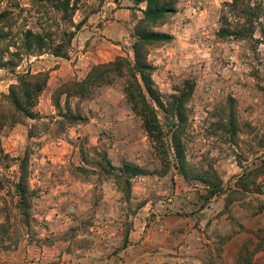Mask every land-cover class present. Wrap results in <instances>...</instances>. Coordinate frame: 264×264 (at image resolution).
Segmentation results:
<instances>
[{
  "label": "rangeland",
  "instance_id": "rangeland-1",
  "mask_svg": "<svg viewBox=\"0 0 264 264\" xmlns=\"http://www.w3.org/2000/svg\"><path fill=\"white\" fill-rule=\"evenodd\" d=\"M18 1L32 7L31 0ZM230 1L177 0V11L154 27L172 39L151 46L148 55L155 66L156 87L165 98L178 93L185 80L195 84L183 139L191 169H214L222 179L223 191L210 198V186L184 179L171 149L166 162L156 154L123 91L124 78L101 87L93 99L69 97L72 111H79L84 121L66 128L58 123L62 118L53 92L65 81L84 79L91 68L87 73L78 68L61 80L60 73L52 71L59 70L64 60L76 63L77 53L102 59L97 52L101 42L107 51L112 44L123 45L112 60L119 55L132 59L134 27L146 3L134 8L131 0H81L73 19L84 22L67 58L46 53L24 60L15 72L0 68V105L2 93H8L17 75L32 69L33 63L34 70L50 71L36 106L40 117L27 118L2 133L11 160L0 170V221L9 216L13 238L6 247L0 245V264H235L246 229L264 227V210L256 214L258 199L264 200V173L258 180L261 190L254 187L242 198L233 197L226 207L229 188L244 169L264 164V0L243 1L262 8L260 18H254L253 32L248 18L225 7ZM12 3L0 0V10L18 11ZM127 8V20L119 16L125 22L123 36H107L104 31L116 19L114 12ZM224 10L233 30L248 29L245 36H218ZM24 16L34 27V12L25 11ZM228 97L237 100L243 127L235 140L225 142L210 127ZM65 102L63 96V111ZM159 115L163 125L173 121L161 110ZM105 151L116 167L131 162L147 170L133 180L129 198L111 177L84 161L83 157L97 160L98 153ZM26 152L29 186L34 191L27 227L18 221L22 219L15 192L20 159ZM80 166L90 170H76ZM257 258L264 264V252Z\"/></svg>",
  "mask_w": 264,
  "mask_h": 264
},
{
  "label": "trees",
  "instance_id": "trees-1",
  "mask_svg": "<svg viewBox=\"0 0 264 264\" xmlns=\"http://www.w3.org/2000/svg\"><path fill=\"white\" fill-rule=\"evenodd\" d=\"M81 0H31L32 7H23L18 0H14L13 8L0 10V68L15 72L26 59L40 57L50 53L57 57L67 58L69 49L83 22L75 23L74 13L78 10ZM118 2L119 0H115ZM134 8L146 3L142 9L143 17L134 27L135 41L133 43V58L117 56L114 60L98 63L91 67L84 79L69 80L61 83L53 92V102L60 112L59 126L66 128L84 121L79 111H72L69 97L78 99H93L97 91L105 86L114 84L119 79H125L123 91L131 108L142 120V126L147 136L153 143L154 150L159 158L166 162L169 159L170 149L173 151L175 166L185 180L201 181L207 186L208 198L223 191L222 179L214 171L209 169L203 172H195L189 166L183 137L187 132V104L193 96L195 84L185 80L178 93H173L166 98L156 87L153 79L155 66L149 61V49L153 45L169 42L172 35L154 30L157 25L163 24L177 11V0H131ZM244 0H231L225 4L231 12L239 11L254 29V18H260L261 7L245 5ZM34 7V8H33ZM33 11L36 16L34 27L27 25L24 12ZM25 21V23H22ZM222 27L218 30L220 38H228L232 35L245 36L248 29L245 26L233 30L229 23V17L224 10L222 14ZM241 29V30H240ZM264 33V26L263 31ZM50 71L33 72L28 69L19 73L15 82L9 86L8 93H2L0 105V170L11 157L6 153L2 144V133L10 126L25 123L26 119H37L36 111L41 94L48 85ZM66 97V110L63 111L62 97ZM159 110L171 117L173 121L163 125ZM222 114L218 120L211 123V133L222 138L225 142L235 140L241 132L243 124L237 116V100L233 97L226 99L221 109ZM168 137L170 139H168ZM264 144V143H263ZM100 158L91 161L86 157L84 161L93 164L111 177L124 195L129 198L133 180L136 177L146 175L147 170L138 164L124 162L120 167L114 166L108 158L107 152H99ZM20 176L15 183V192L18 198L16 209L24 226H29L32 216V200L34 191L29 186V152L20 159ZM76 170L88 172L87 167H76ZM264 173V164L256 168L244 169L237 178L234 187H230V198L226 207L232 202L233 197L245 196L254 187L261 190L258 180ZM1 187V178H0ZM242 198V197H240ZM257 213L264 210V200L258 199ZM242 207H253V203ZM13 224L9 216L0 221V245L6 247V242L12 240L10 229ZM245 228L244 226H242ZM264 252V227L256 230L246 229V236L241 243L235 258V264H261L257 254Z\"/></svg>",
  "mask_w": 264,
  "mask_h": 264
},
{
  "label": "crops",
  "instance_id": "crops-1",
  "mask_svg": "<svg viewBox=\"0 0 264 264\" xmlns=\"http://www.w3.org/2000/svg\"><path fill=\"white\" fill-rule=\"evenodd\" d=\"M130 9H118L114 12V15L116 17L115 20H113L110 24L107 25V27L105 28V34L107 36H112L113 34L116 35L117 37H122L124 34V21H121L122 19H120L121 17L119 16H123L124 20H127V15L129 13ZM106 41V40H104ZM104 42H101V46L102 49H100L98 52V54L100 55V57H102V59H96L95 56H93L92 54L87 55V57H85V55L88 53L86 52L85 55L82 54H76V56L74 57V60H76V63H73V59H69V60H64V62H62V64H60V69L59 70H54L52 71V73H60V80L65 78V77H69L71 76V74H74L75 72H79L78 68L81 69V71H85V73H87L89 71V69L91 68V66L93 64L96 63H100V62H106L109 60L113 59V56L120 54V51H122V47L123 45H115L112 44V46L109 48L110 51L108 50H104ZM35 64H32V71L33 72H38V71H42L45 70L44 68L41 69H37L34 70Z\"/></svg>",
  "mask_w": 264,
  "mask_h": 264
}]
</instances>
